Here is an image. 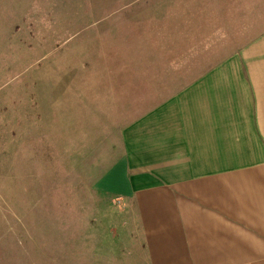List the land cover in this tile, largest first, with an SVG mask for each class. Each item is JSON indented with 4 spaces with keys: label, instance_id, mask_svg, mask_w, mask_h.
<instances>
[{
    "label": "rangeland",
    "instance_id": "1",
    "mask_svg": "<svg viewBox=\"0 0 264 264\" xmlns=\"http://www.w3.org/2000/svg\"><path fill=\"white\" fill-rule=\"evenodd\" d=\"M206 1L0 0V264H144L94 189L99 144L264 31L258 0L192 24Z\"/></svg>",
    "mask_w": 264,
    "mask_h": 264
},
{
    "label": "crops",
    "instance_id": "2",
    "mask_svg": "<svg viewBox=\"0 0 264 264\" xmlns=\"http://www.w3.org/2000/svg\"><path fill=\"white\" fill-rule=\"evenodd\" d=\"M206 2L211 17L192 24L216 21ZM114 71L99 67L97 106ZM109 138L94 189L126 206L144 264H264V31Z\"/></svg>",
    "mask_w": 264,
    "mask_h": 264
},
{
    "label": "built area",
    "instance_id": "3",
    "mask_svg": "<svg viewBox=\"0 0 264 264\" xmlns=\"http://www.w3.org/2000/svg\"><path fill=\"white\" fill-rule=\"evenodd\" d=\"M119 203H121V201L118 200Z\"/></svg>",
    "mask_w": 264,
    "mask_h": 264
}]
</instances>
